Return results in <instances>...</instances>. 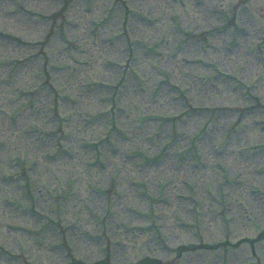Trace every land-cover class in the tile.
I'll return each mask as SVG.
<instances>
[{
	"label": "rangeland",
	"instance_id": "1",
	"mask_svg": "<svg viewBox=\"0 0 264 264\" xmlns=\"http://www.w3.org/2000/svg\"><path fill=\"white\" fill-rule=\"evenodd\" d=\"M183 3L0 0V264H264V0Z\"/></svg>",
	"mask_w": 264,
	"mask_h": 264
},
{
	"label": "trees",
	"instance_id": "2",
	"mask_svg": "<svg viewBox=\"0 0 264 264\" xmlns=\"http://www.w3.org/2000/svg\"><path fill=\"white\" fill-rule=\"evenodd\" d=\"M146 261H150V260L144 259L142 261L141 260L140 261H137L134 264H144V262H146ZM93 264H110V262L108 261L107 258H104V259H101V260H99V261H97V262H95Z\"/></svg>",
	"mask_w": 264,
	"mask_h": 264
}]
</instances>
